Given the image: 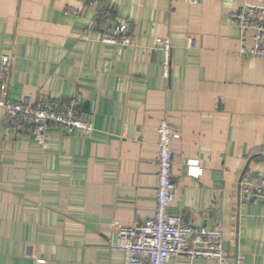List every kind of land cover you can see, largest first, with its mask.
Here are the masks:
<instances>
[{
	"label": "crops",
	"instance_id": "obj_1",
	"mask_svg": "<svg viewBox=\"0 0 264 264\" xmlns=\"http://www.w3.org/2000/svg\"><path fill=\"white\" fill-rule=\"evenodd\" d=\"M101 1L0 0L8 96L80 92V116L93 125L89 135L51 128L43 145L9 130L0 108V264H123L111 223L154 212L163 118L180 135L169 212L220 224L230 264H264V199L240 201L238 190L243 173H264V59L238 52L228 17L255 0H103L129 21L132 45L100 40ZM161 36L171 44L168 78L153 49ZM167 264L216 262L178 254Z\"/></svg>",
	"mask_w": 264,
	"mask_h": 264
},
{
	"label": "built area",
	"instance_id": "obj_2",
	"mask_svg": "<svg viewBox=\"0 0 264 264\" xmlns=\"http://www.w3.org/2000/svg\"><path fill=\"white\" fill-rule=\"evenodd\" d=\"M93 4L96 0H85ZM198 0H191L192 3ZM101 1L93 25L100 31L104 43L132 45L127 18L117 16L109 4ZM231 22L240 30L238 52L264 59V0L253 4L244 2L228 14ZM249 34L251 46L246 47ZM153 49L160 52L161 76L168 78L170 71L171 44L166 36L154 40ZM11 57L0 56V108H2L9 130L19 134L31 133L40 144L45 145L49 130L78 132L89 135L93 132L90 121L80 116L79 104L83 95L78 92L67 98H46L35 102L13 100L8 96ZM157 134V183L155 186V207L152 216L145 221L123 224L111 223L113 238L110 249L123 254V264H167L171 256L186 254L190 258L211 259L216 264H230L229 256L222 246L223 227H197L190 218L172 215L169 208L174 201L175 180L173 174L175 149L173 142L179 133L166 118L155 127ZM197 160H187V172L198 175ZM239 199L255 203L264 199V173H243L238 181Z\"/></svg>",
	"mask_w": 264,
	"mask_h": 264
}]
</instances>
